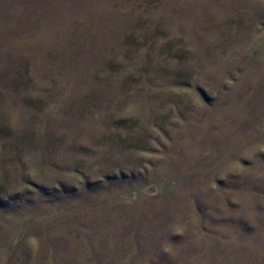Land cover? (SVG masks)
Listing matches in <instances>:
<instances>
[{"label":"rangeland","instance_id":"374dc122","mask_svg":"<svg viewBox=\"0 0 264 264\" xmlns=\"http://www.w3.org/2000/svg\"><path fill=\"white\" fill-rule=\"evenodd\" d=\"M0 264H264V0H0Z\"/></svg>","mask_w":264,"mask_h":264}]
</instances>
